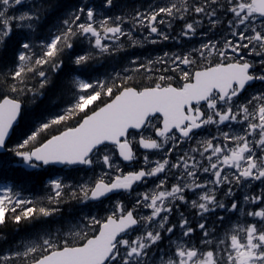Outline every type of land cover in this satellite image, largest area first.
<instances>
[{"label":"snow or ice","instance_id":"snow-or-ice-1","mask_svg":"<svg viewBox=\"0 0 264 264\" xmlns=\"http://www.w3.org/2000/svg\"><path fill=\"white\" fill-rule=\"evenodd\" d=\"M0 264H264V0H0Z\"/></svg>","mask_w":264,"mask_h":264},{"label":"trees","instance_id":"trees-1","mask_svg":"<svg viewBox=\"0 0 264 264\" xmlns=\"http://www.w3.org/2000/svg\"><path fill=\"white\" fill-rule=\"evenodd\" d=\"M32 191H39V186H33Z\"/></svg>","mask_w":264,"mask_h":264}]
</instances>
